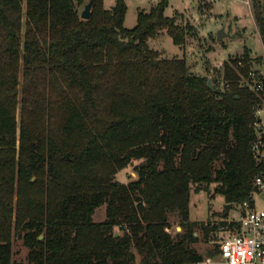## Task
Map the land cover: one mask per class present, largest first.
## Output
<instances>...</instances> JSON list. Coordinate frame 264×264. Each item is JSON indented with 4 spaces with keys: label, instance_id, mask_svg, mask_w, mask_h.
Instances as JSON below:
<instances>
[{
    "label": "trees",
    "instance_id": "1",
    "mask_svg": "<svg viewBox=\"0 0 264 264\" xmlns=\"http://www.w3.org/2000/svg\"><path fill=\"white\" fill-rule=\"evenodd\" d=\"M166 7L127 28L125 0H0V264H186L203 258L196 229L214 230L190 220L192 191L214 184L242 214L255 207L264 75L249 76L247 51L209 88L184 58H161L149 39L185 34ZM252 8L264 47V2ZM133 160L137 178L116 179Z\"/></svg>",
    "mask_w": 264,
    "mask_h": 264
},
{
    "label": "rangeland",
    "instance_id": "2",
    "mask_svg": "<svg viewBox=\"0 0 264 264\" xmlns=\"http://www.w3.org/2000/svg\"><path fill=\"white\" fill-rule=\"evenodd\" d=\"M161 1L167 3L164 14L174 17L176 23L185 31L181 44H176L166 29L149 39V46L157 51L161 58H184L193 74L211 79L212 85L218 88L223 87L224 64L229 63L238 71V67L243 65L239 64V61L241 62L240 59L247 51L250 57L249 70L264 73V60H257L264 55V47L254 19V0H125L127 10L124 26L133 28L137 24L138 15L149 13ZM114 3L115 0H104V7L110 9ZM83 9L84 6H78L80 13ZM220 30H223V38L219 41L217 35ZM233 59L238 60L236 65L231 62ZM239 83L243 86L248 81L241 75ZM260 107V117L264 123V101ZM138 163L139 160H133L117 173L116 179L124 183L136 179L134 167ZM254 198L256 206L264 208V201L257 192ZM226 204L221 194L214 193V184L210 185L209 191H192L190 194V220L207 222L210 227H214L208 238H205L201 228L196 229L199 240L193 247L203 258L210 257L208 251L216 248L220 239L226 237L227 233L221 232L219 227L223 226L225 221L239 219L243 212L240 205H233L225 214ZM104 219L105 205H102L93 213V221L100 222ZM169 220L172 233L181 230L175 216H171ZM13 251L14 260L26 262L28 250L20 242L14 244Z\"/></svg>",
    "mask_w": 264,
    "mask_h": 264
},
{
    "label": "built area",
    "instance_id": "3",
    "mask_svg": "<svg viewBox=\"0 0 264 264\" xmlns=\"http://www.w3.org/2000/svg\"><path fill=\"white\" fill-rule=\"evenodd\" d=\"M239 64L242 63L239 61ZM254 75L253 69L249 71L250 77ZM249 86L255 91L263 89V83L256 80ZM261 112V107L254 111L259 117V121L255 123L259 130L252 149L258 159L264 157V123L260 117ZM255 183L259 189L258 195L262 194L264 201V177L258 176ZM244 207L246 210L239 219H230L219 227V230L227 235L218 242V253L215 256L186 264H264V208H258L256 205L254 208H248L246 203Z\"/></svg>",
    "mask_w": 264,
    "mask_h": 264
},
{
    "label": "water",
    "instance_id": "4",
    "mask_svg": "<svg viewBox=\"0 0 264 264\" xmlns=\"http://www.w3.org/2000/svg\"><path fill=\"white\" fill-rule=\"evenodd\" d=\"M91 6H92V2H89V3H87L85 5L83 11L80 13V17L82 19L87 20V19L90 18V15H91ZM141 12H142V10L139 11V13H141ZM222 38H223V30H220L218 32L217 39L220 41ZM202 77H204V76L202 75ZM207 84H208V87L209 88H212V81H211V79L208 80V83ZM255 191L258 193L259 192V189L256 187L255 188ZM259 197L261 199H263V195L262 194H259ZM231 206H232L231 204H226V214L228 213V211L231 208Z\"/></svg>",
    "mask_w": 264,
    "mask_h": 264
}]
</instances>
